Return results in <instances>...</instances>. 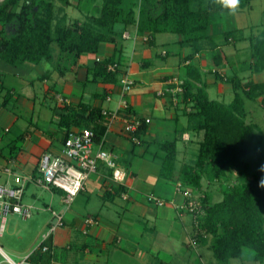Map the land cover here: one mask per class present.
<instances>
[{
  "label": "trees",
  "instance_id": "1",
  "mask_svg": "<svg viewBox=\"0 0 264 264\" xmlns=\"http://www.w3.org/2000/svg\"><path fill=\"white\" fill-rule=\"evenodd\" d=\"M94 1L97 0H91V4ZM251 1L239 0L235 12L249 7ZM62 3L67 4L68 0ZM55 8L54 0H2L0 24L4 34H0V60L11 66L27 61L53 63V44H56L57 56L76 60L81 55L97 53L102 43H114L116 23L135 25L150 44L158 33L177 34L180 45L190 48L187 60L201 50L211 52L215 67L226 60L213 37L211 22L213 17L230 10L216 0H100L99 6H88L83 20H71L62 8L59 12ZM240 30L224 31L221 37L224 44L247 40L248 58L238 67L235 66L237 61L227 58L226 63L235 70L230 74L216 68L210 71L216 80L231 84L234 93L231 101L224 103L210 98L199 71L192 65L187 66L186 75L181 77L183 89L177 93L176 105H172L169 95L166 98L169 106L185 117V123L180 124L176 119L173 135L158 139L153 152L161 178L174 181V185L180 182L193 193H202L198 194L201 214L196 217L200 231L196 244L209 237L208 248L219 264H230V259L241 257L244 248L252 250L255 260H264V140L257 125L249 119L245 106V100L260 98L259 105L264 109V81L252 79V74L264 71V29L260 36L248 37ZM113 63L115 69L109 70L108 65ZM124 65L121 53L117 52L96 59L93 74L101 82L117 83L119 73L125 71ZM192 70L197 75L190 74ZM237 70L247 71L248 75L240 76ZM0 98V108L9 109L13 94L3 82H0ZM102 110L83 103L73 108L62 102L59 107H52L51 120L63 133L61 141L68 131L84 127L90 128L94 139L99 141L108 122ZM127 110L134 114L129 106ZM135 117L141 121L133 132L139 142L128 139L133 147L146 146L143 135L147 122ZM184 133L189 134L186 142L197 147L194 157L177 167V142L182 141ZM8 147L9 152H16L11 142ZM204 181L207 185L215 182L220 185V200L211 201V195L203 189ZM122 190H125L123 185L111 186L104 196L120 195ZM192 221L191 216V237ZM43 246L47 249L42 250ZM60 252L46 240L28 254L26 260L31 264H50L59 259Z\"/></svg>",
  "mask_w": 264,
  "mask_h": 264
},
{
  "label": "crops",
  "instance_id": "2",
  "mask_svg": "<svg viewBox=\"0 0 264 264\" xmlns=\"http://www.w3.org/2000/svg\"><path fill=\"white\" fill-rule=\"evenodd\" d=\"M78 2L79 0L77 2L68 0L65 7H77ZM73 18L75 16L72 15L71 19ZM114 28L117 32L114 43H102L97 53L84 54L76 60L68 56L60 58L55 53L53 63L45 62L51 64L50 68H41L28 61L19 66H11L0 60V72L21 70V74L27 75L33 73L35 68L39 69L34 79L27 80L29 90L25 94L17 96L14 90L9 88L18 115L6 108H0V143L4 141L2 136L12 130L19 117L25 114L30 117L29 130L27 127L25 131L19 133L20 136L16 135L22 141L21 146L15 147L16 152L3 153L4 146L8 147V143L12 141L10 139H7L3 146L0 145V183L6 179L4 167L9 166L19 175L34 178L39 175L38 162L43 152L56 155L60 153L63 133L57 123L51 120L52 107L54 105L59 107L62 103L58 100L59 96L63 97L64 103L73 108L83 103L100 109L115 110L119 108L120 101L125 100L134 113L133 116L149 120L143 135L147 142L146 146L141 144L133 147L123 130L124 118L121 113L107 122L102 134L103 148L115 156L119 168L125 172L123 185L129 195L128 199H122L119 194L104 196L105 190L110 186H116L117 183L110 178L111 169L100 161L97 171L89 175L84 188L69 207L62 200V191L55 188L44 189L50 194L49 202H42L37 207V201L41 199L39 193L41 187L33 182L27 183L23 202L34 206L32 216L37 211L41 214H35L29 225H25L27 230L19 235L21 240L26 239L29 242L25 250L12 247L6 249L0 245V264H10L7 260L16 264H31L24 258L46 240L51 242L53 248L62 251L58 255L59 259L53 260L50 264H179L177 259L181 264H188L189 261L192 264H215L209 255V237L198 240L194 246L189 244L192 225L188 215H180L171 203L156 206L146 202V195L149 193L165 201L179 202L176 194L171 196L170 185L174 181L159 176L157 160L150 159L155 169L149 176L142 177L141 167L138 169L136 163L130 171H127L123 164L133 167L134 161L139 157L145 161L144 153L152 144L156 145L160 136L162 137L160 139H164L167 135H173L176 119L180 124L185 123L182 121L185 117L179 111L175 112L166 98L157 95L159 90H164L168 86V80L174 76L181 79L186 75V67L192 65L199 71L207 92L212 83L218 87L220 93L232 90L229 82L216 80L215 75L209 78V75L215 68L221 73H227L226 69L235 71L229 67L226 60L231 57L236 61L238 49L234 46L236 50L233 56L221 49L226 60L221 66L215 67L209 50H201L187 60L186 55L190 50L187 51L186 46L180 45V37L176 34L174 42L181 49L177 52L178 60L173 62L168 60L172 53L166 47L167 42L160 48L156 37L152 44L148 43L146 36L140 35L133 24L116 23ZM211 29L214 34L212 26ZM117 52L121 53L125 64V71L119 73V78L127 72L129 78L134 81L128 92H123L120 81L104 83L93 74L96 59H103ZM189 73L197 75L194 70ZM252 79L264 81V71L252 74ZM35 81L41 83V91L44 94V100L37 109L34 108L37 96L31 89ZM196 84L200 85L199 82ZM188 139L189 134L184 133L182 136L184 157L190 148V144L186 142ZM95 198L98 200L97 204ZM51 211L63 215V224L44 238L48 234L49 226L54 222ZM87 217H92L96 222L86 224ZM190 248H193L192 252L198 256L199 263L191 259L192 253L189 255L187 252Z\"/></svg>",
  "mask_w": 264,
  "mask_h": 264
},
{
  "label": "built area",
  "instance_id": "3",
  "mask_svg": "<svg viewBox=\"0 0 264 264\" xmlns=\"http://www.w3.org/2000/svg\"><path fill=\"white\" fill-rule=\"evenodd\" d=\"M188 63V61H186ZM116 64H109L108 69H115ZM214 70V69H213ZM123 92H128L134 85V81L129 78L128 73L125 72L120 77ZM183 80L178 77H171L168 80V86L164 90H159L157 95L169 98L172 105H176L177 93L181 92ZM109 99V97L107 98ZM58 100L64 102L63 97L59 96ZM120 109V111H119ZM128 103L123 100L119 103V108L107 111L102 110V114L106 115L108 121L118 117L119 113L124 118L123 130L127 136L135 143L139 142V138L133 132L140 125V119L131 115L127 110ZM148 122V119H145ZM102 138L99 141L94 139V133L90 128H79L68 131L64 139L61 141L60 153L58 155L50 152H43L40 155L38 162L37 177L22 176L8 167H4L3 172L9 176L3 183H0V232L4 230L6 217L8 215H17L25 220L32 216L34 206L23 202L24 190L27 183L33 182L37 186L50 190L52 188L61 190L63 193L62 200L69 207L78 193L84 188V183L92 173L97 171L98 162H103L105 166L111 169L110 178L115 183L123 185L125 172L119 168L115 156L103 148ZM124 186V185H123ZM175 190L182 194L184 198L181 202L174 200L165 201L164 199L155 196L152 193L146 195L148 203L156 206H163L166 203H171L180 215L188 212L193 218V236L189 239V244L194 246L196 244L197 236L200 231L196 217L201 214L200 200L198 195L194 194L190 188H185L180 182L175 183ZM111 187V186H110ZM109 187V189H110ZM122 199H128L129 195L125 190L120 193ZM54 217V222L48 228L46 238L56 227L63 224V215L55 211H51ZM92 217L85 218L86 224L95 223ZM47 246H43L42 250H46ZM28 256V255H27ZM27 256L24 260L27 259ZM10 264H16L7 260ZM20 264V263H19Z\"/></svg>",
  "mask_w": 264,
  "mask_h": 264
},
{
  "label": "rangeland",
  "instance_id": "4",
  "mask_svg": "<svg viewBox=\"0 0 264 264\" xmlns=\"http://www.w3.org/2000/svg\"><path fill=\"white\" fill-rule=\"evenodd\" d=\"M70 1L77 2V0H70ZM130 1L131 0H129V2ZM54 3H55V7H56L55 10L56 11H58L59 8H62V11L64 13H66V15H69L70 19L73 15V16H75V18H73V19L83 20L84 19V13L86 12L88 6H92V5L94 7L99 6L100 0L94 1L93 4H91V0H79V6H77V7H67V6L65 7L66 4H63L59 0H55ZM211 24H212V27L214 29L213 30V32H214L213 37L215 38L216 43L218 45H220V49L226 50L225 53H228L231 56H233L235 54L234 51L236 49L234 50V46L238 49L237 50L238 56H237V60H236L237 63L235 64V66L238 67L240 64H242V61L246 60L249 56L248 42H247V40L242 39V40H237L233 43L224 44L223 39L221 37V32L227 31L228 29L231 30L234 28H240L241 29L240 32L245 37H248L251 35L252 36H260L263 29H264V0H252L251 5L249 7L238 10L235 13L223 12L220 15L213 17ZM0 34H4V32L2 31L1 24H0ZM176 36L177 35L174 33H169V34L168 33H158L155 35L159 48L161 46H163L164 42H167L166 47L170 50V53H172L168 57V60H171L173 62H176L178 60L177 52L181 49V47L174 42V40L177 38ZM233 44H235V45H233ZM52 47L54 49L53 50L54 53H56L57 52L56 44H53ZM187 48H185L187 51L190 50L189 47H187ZM173 53H175V55ZM37 65L41 68H48V67L50 68V66H51V64H48V63L45 64V62L39 63ZM38 70H39L38 68H35L33 73H29L27 75L24 73L21 74L20 73L21 70L14 71V72L2 70V72H0V82H3L4 85H6V88L8 87V88L13 89L16 95L21 94V93L25 94V92L27 90H29V85H28L27 80L34 79L36 76V72ZM225 71L228 74L232 73V71H229V69L228 70L226 69ZM236 72L240 76L248 75L247 71L237 70ZM209 78H213V73H211L209 75ZM209 80H211V79H209ZM31 89L35 92V94L37 96L35 98L36 100H35V107H34L35 109H37L39 107V105L42 103V101L44 100V94H42V91H41V83H39L38 81H35L33 83V87ZM3 93H4V91L2 92V94ZM208 93H209L210 98L217 99V100L222 101L224 103H229L231 101V99L233 98V95H234L232 90L226 91L224 93H220L218 91V87L214 83H212L208 87ZM259 100H260V98H259ZM259 100L258 101L245 100V106H246V110L248 111L249 119L257 125L258 130L260 133H262L261 136H263V140H264V109L259 105ZM47 101H49V100L47 99ZM14 102L15 101H12V105H10V108L7 110L13 111V113L15 115L16 114L18 115V113H17L18 111H17L16 107L13 105ZM23 116L19 117L18 121L16 122V124H14V126L10 132H8L4 136H2L4 141H2L0 143L1 146H3L5 144V142H7V139L12 140L11 141L12 144H14L17 147L21 146L22 141H21V139H18L16 137V135H19V133L23 132V130L25 131V129H27V127L29 130L28 125H29V119H30V117L27 114H25ZM182 119H184V118L182 117ZM182 121L184 122L185 120H182ZM20 125H21V128H19ZM170 137H171L170 135H167V137H165V138H170ZM160 138H162V137L160 136L159 139ZM187 141H189V140H187ZM189 147L190 148L187 151L188 153L184 157L185 154H184V151L182 149L183 143H182V141L177 142V148H178V154H177V159H176V166L177 167L180 166L182 161L183 162H189L194 157V152L196 151L197 146H196V144H192V145H189ZM155 150H156V145L152 144L150 146L149 150L144 153L143 158L145 159V161L141 157H139L134 161L133 167H131L129 164H123L124 168L127 171H130L131 169L134 168L135 163H136L138 165V169H139V167H141V173H140L141 177L145 176V175L149 176L150 174H152V171L155 169V166L150 162V159H155L153 157L154 156L153 152ZM7 151H9V148L5 145L3 148V153L9 154ZM7 167L12 170L11 167H9V166H7ZM4 174H5V178L9 179V176H7L6 173H4ZM170 187L172 189L171 196H172V194H176L178 201L180 202L182 200V194L175 190L174 183L171 184ZM203 189H205L209 193V195H211V201L212 202H216V201L220 200L222 197L220 185H218L216 182L207 185V182L204 181L203 182ZM39 193L41 194L40 195L41 199H39V201H37L38 202L36 204L37 207L42 202H49V199H50L49 198L50 194L48 191H46L44 189L42 190V188L41 189L39 188ZM194 194L198 195V194H202V193L201 192L200 193L194 192ZM155 196H157V195H155ZM157 197H159V196H157ZM94 201L98 202L97 198H95ZM97 202H96V204H97ZM99 204H100V202H99ZM37 213L41 214L40 211L39 212L37 211ZM37 213H35V214H37ZM35 214L31 218H28L25 220L21 219L17 215H11V214L8 215L6 217V222L4 225V231L2 232L3 234L0 236V245L6 249L8 247H12V248H17L19 250H25V248L27 247L29 242H27L26 239L21 240L19 238V235H21V232L23 233L27 230V229H25V225H29L30 221L33 219ZM187 217H189L191 219V215H188ZM192 251H194L193 248H190L189 251L187 250L189 255H191V253H192L191 259H194L197 261V263H199L198 256L195 253H193ZM209 251H210L209 255L212 258L213 263L219 264V262L213 257L211 250H209ZM14 258L17 259V257H14ZM177 261H179L178 263L181 264L179 259H177ZM188 264H192L191 261H189ZM230 264H264V260H255L253 258L252 250L249 248H244L242 256L239 258L230 259Z\"/></svg>",
  "mask_w": 264,
  "mask_h": 264
},
{
  "label": "clouds",
  "instance_id": "5",
  "mask_svg": "<svg viewBox=\"0 0 264 264\" xmlns=\"http://www.w3.org/2000/svg\"><path fill=\"white\" fill-rule=\"evenodd\" d=\"M216 3H219L223 7L229 9L230 12H235L239 5V0H216Z\"/></svg>",
  "mask_w": 264,
  "mask_h": 264
}]
</instances>
